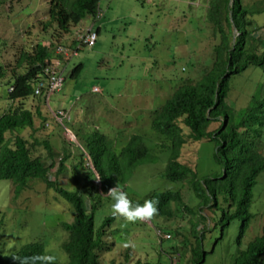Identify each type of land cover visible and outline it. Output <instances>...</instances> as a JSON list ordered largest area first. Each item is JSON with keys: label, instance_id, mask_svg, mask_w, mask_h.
Instances as JSON below:
<instances>
[{"label": "rangeland", "instance_id": "obj_1", "mask_svg": "<svg viewBox=\"0 0 264 264\" xmlns=\"http://www.w3.org/2000/svg\"><path fill=\"white\" fill-rule=\"evenodd\" d=\"M242 6L246 10L244 18L251 21L248 29L262 31L260 37L264 40V0H242ZM209 7L210 0H100V16L85 18L69 33L53 40V29L44 31L40 23L47 15L48 0H0V115L18 104L35 113L34 127L19 134L29 141L33 155L41 156L48 164L54 162L50 179L70 190L84 188L92 166L78 134H106L114 140L117 151L132 135L139 134L156 160L138 166L120 187L133 203L140 204L154 192L180 190L189 208L182 210L172 202L173 217L156 214L136 222L117 215L107 230L105 239L110 250L101 253V264L125 262L126 255L129 264L179 263L181 253L184 262L188 257L184 241L192 235V222L197 236L205 232L204 264H233L236 255L264 232V171L257 176L243 211L228 219L238 208L230 205L235 192L231 190L225 198L219 195L217 206L210 208L193 193L188 182L169 180L165 173L169 152L161 147L163 140L151 127L155 110L183 80L199 79L215 61L221 33L215 31ZM221 18L229 32L225 16ZM91 27L97 32L96 43L88 46L77 41ZM51 40L55 48L63 44L76 49L81 44L77 55L64 61L60 68L65 77L62 89L51 95L49 105L34 96L22 103L10 99L9 86L14 75L22 71L17 65L21 51L32 50L39 42L50 45ZM78 64H83L80 75L71 77ZM229 86L226 109L231 126L255 99L264 97V67L250 65L231 75ZM50 107L70 111L71 121L66 126L76 141L70 143L66 138L62 125L51 117ZM47 122L49 127H45ZM220 125L215 122L210 130ZM183 128L187 136L190 129L184 125ZM16 135L7 133L11 139ZM44 140L52 147V157L42 144H37ZM261 140L264 154V129ZM216 151L214 140H189L182 148L180 161L197 171L200 181L226 176L225 169L215 160ZM98 182L94 181L100 185ZM236 186L235 178L229 179L227 188ZM102 194V206L95 214L96 228L113 214L114 201L107 193ZM86 201L89 208L90 199L87 197ZM211 203L214 204L212 197L208 204ZM72 207L41 180H33L16 199L13 183L0 180V253L8 256L28 243L40 242L47 254L57 256V262H67L68 254L62 244L68 239V232L63 225L73 221ZM260 264H264V256Z\"/></svg>", "mask_w": 264, "mask_h": 264}, {"label": "trees", "instance_id": "obj_2", "mask_svg": "<svg viewBox=\"0 0 264 264\" xmlns=\"http://www.w3.org/2000/svg\"><path fill=\"white\" fill-rule=\"evenodd\" d=\"M48 3L47 15L40 23L44 31L53 29V40L69 33L73 26L85 18L97 17L100 13V0H48ZM208 11L215 31L221 33V41L215 49V61L199 79L183 80L165 103L155 110L151 127L163 140L161 147L169 152L165 169L167 178L171 181L188 182L193 193L210 208L217 206L219 195L225 198L224 195L232 190L235 194L232 195L230 205H237L238 208L235 214L228 216V219H231L243 211L241 208L249 200L250 190L257 176L264 171L261 140L264 129V97L255 99V103L243 111L240 120L229 126L226 109L229 79L231 75L244 71L250 65L264 67V40L257 35L258 31L248 29L251 21L244 18L246 10L243 9L242 0H210ZM221 15L225 16V21L231 28L229 32L224 29ZM53 40L50 45L39 42L32 50L21 51L17 65L22 71L14 75L9 86V89L13 88L9 90L10 99L22 100L19 103L33 96L43 99L35 95V87L44 79V69L55 56ZM82 68L83 64H78L70 76L78 77ZM34 116L32 110L19 104L0 115V180L7 179L13 183V199L20 197L30 187L31 182L38 179L48 188L55 189L73 205L74 219L71 223L63 225L68 232V239L62 247L68 254V261L56 264H101V253L110 250V245L105 239L107 230L117 217L113 214L106 216L96 228L95 214L102 206V193H107L117 183L125 184L138 166L152 162L156 157L139 134L132 135L118 151L114 140L106 134H100L98 131L88 135L78 134L87 150L83 153L88 155L94 169L92 168L86 176L87 183L84 188L70 190L50 179L49 172L54 162L48 164L41 156L33 155L29 141L19 134L22 130L34 127ZM222 118L224 120H221ZM215 122H221V125L210 130ZM181 123L190 129L187 136ZM49 126L45 123V127ZM7 133L18 135L11 139L7 137ZM203 139L216 141L215 160L225 169L226 176L222 174L206 177L200 181L197 171L180 161L182 148L187 141ZM37 144H42L49 155L53 156L52 147L47 140ZM63 165L62 161L60 170ZM96 176L100 177V185L94 183ZM233 178L237 182V188H227L229 179ZM87 197L90 199L89 208ZM211 197L214 204L209 205ZM150 199L158 201L157 214L161 216H174L172 202L182 210L189 209L180 190L154 192L147 200ZM226 225L227 223L223 224ZM191 226L192 235L189 240L184 241V250H188L187 259L182 262L181 253L178 259L180 262L172 261L170 264H204L207 253L202 248L205 232L197 236L193 222ZM1 230L0 217V245ZM177 235L179 236V233ZM37 254H47L45 246L40 242L28 243L14 254L5 256L0 253V264H19L12 255L29 257ZM126 256L127 260L119 264H129V255ZM263 256L264 232L236 255L233 264H260ZM111 264L116 263L112 261Z\"/></svg>", "mask_w": 264, "mask_h": 264}, {"label": "built area", "instance_id": "obj_3", "mask_svg": "<svg viewBox=\"0 0 264 264\" xmlns=\"http://www.w3.org/2000/svg\"><path fill=\"white\" fill-rule=\"evenodd\" d=\"M100 16V13L98 14ZM262 31H258L257 35L261 36ZM97 40V32L93 30V27L89 28L85 33L80 34L77 41L82 42L83 45L93 46ZM81 48V44L75 49L71 46L58 44L55 48V56L46 65L44 69V79H42L35 87V95L41 96L46 104L49 105L50 97L53 93L62 89L65 77L60 70L62 64L67 62L73 56L77 55L78 49ZM98 90V89H97ZM50 113L52 117L62 125L66 138L70 142L76 141L69 128L66 126L71 121L70 112L65 109L53 110L50 107ZM47 125H49L47 123Z\"/></svg>", "mask_w": 264, "mask_h": 264}, {"label": "clouds", "instance_id": "obj_4", "mask_svg": "<svg viewBox=\"0 0 264 264\" xmlns=\"http://www.w3.org/2000/svg\"><path fill=\"white\" fill-rule=\"evenodd\" d=\"M12 89L13 88H10L9 90ZM47 123L50 124L49 122ZM91 166V168L94 169L92 162ZM95 178L99 179L100 177L96 176ZM107 195L114 201L112 205L113 215L123 217L129 222L151 219L158 212V201L156 199L145 200L143 204L133 203L118 183L115 187L108 190ZM168 237H170V235ZM12 258L19 261V264H56L57 262V256L49 254H37L29 257L12 255Z\"/></svg>", "mask_w": 264, "mask_h": 264}]
</instances>
